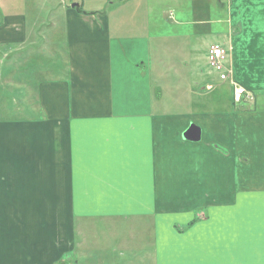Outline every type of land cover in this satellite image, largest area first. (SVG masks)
Returning <instances> with one entry per match:
<instances>
[{
	"label": "crops",
	"instance_id": "0c3cea01",
	"mask_svg": "<svg viewBox=\"0 0 264 264\" xmlns=\"http://www.w3.org/2000/svg\"><path fill=\"white\" fill-rule=\"evenodd\" d=\"M108 2L0 0V264H264L263 33L230 38L223 64L244 112L199 119L195 57L131 61L128 41L163 35Z\"/></svg>",
	"mask_w": 264,
	"mask_h": 264
},
{
	"label": "rangeland",
	"instance_id": "374dc122",
	"mask_svg": "<svg viewBox=\"0 0 264 264\" xmlns=\"http://www.w3.org/2000/svg\"><path fill=\"white\" fill-rule=\"evenodd\" d=\"M113 1L114 0H109L108 4L113 3ZM236 1L238 7L235 8L236 6H233L232 8V22L233 25H235V27L232 28V33L230 32L231 25L229 23L231 18L229 15L230 5L227 0H115L110 11L112 12L111 16H116L119 20L121 17L141 20L139 22L140 25H144L146 21L147 25H149L150 34L163 35L159 37L160 39L158 40L152 39L151 35L149 36L150 40L135 42L128 41L126 51L132 52L126 56L131 61L137 59L134 57L135 53L148 52V50L153 52L156 50L170 49L169 51H173L174 54L183 52L189 53L191 57H195V59L192 60L197 61L198 71L201 78L203 79L209 75L208 81L211 84L209 90L211 91L205 92L204 87H199V92H201L202 95L199 97L195 106H192L194 115L196 118L199 117V119L208 118V116L211 115L227 119L231 114L238 116L237 111L239 113L244 112L245 100H241L240 103H234L230 81L219 80V74L207 63L209 48L213 45H217L218 48L229 54V45L231 44L229 41L230 38H233L240 33H244V41H239L237 44L241 47L242 42V46L246 52L247 47L251 44L248 41L250 40L252 33L256 34L261 32L264 35V0L263 2L261 0ZM90 5L95 7L103 4L93 2L90 3ZM245 9L248 11L245 12ZM259 9H263L258 13L259 16H256L255 20H248ZM243 12H245V16L243 15ZM252 13L254 14L252 15ZM250 21L259 23L261 26L252 25ZM178 22H184L185 25H178ZM239 24H248V26H242L244 32L240 31ZM257 27H260V30H257ZM171 30L175 35L171 36V38H169V36L166 37V35L170 34ZM246 39L249 40L245 41ZM176 60H179L178 62L180 65L188 66L189 60L191 59L181 58ZM3 68L5 70V66H3ZM32 84L33 87L36 88L37 83ZM4 85L5 88L10 89L9 84L5 82ZM171 92V89H166V93H168L169 96ZM141 101L142 100L139 102ZM232 104L236 105L232 106ZM17 108L18 109L15 110V113L13 114V116L16 115L14 120L20 119L31 107L27 105L23 108ZM127 110L132 111L133 108L129 107ZM4 112L5 109L2 108V113ZM230 121L233 122L234 120ZM237 125L238 124L234 126L227 125V128L236 129ZM222 127L225 128L224 125ZM5 211V203L2 202L0 212L5 214ZM106 263H108V260H103L102 256H93L92 258H89L88 261H76V264Z\"/></svg>",
	"mask_w": 264,
	"mask_h": 264
},
{
	"label": "built area",
	"instance_id": "2783aa9c",
	"mask_svg": "<svg viewBox=\"0 0 264 264\" xmlns=\"http://www.w3.org/2000/svg\"><path fill=\"white\" fill-rule=\"evenodd\" d=\"M226 61V52L218 48L217 46H212L209 49L207 56L208 65L214 69L219 74L220 80H226L229 78L227 72L223 73V64ZM230 85L232 86L233 100L239 102L242 99L251 100L252 95L248 94L244 88L236 84L233 80H230Z\"/></svg>",
	"mask_w": 264,
	"mask_h": 264
},
{
	"label": "water",
	"instance_id": "95a60500",
	"mask_svg": "<svg viewBox=\"0 0 264 264\" xmlns=\"http://www.w3.org/2000/svg\"><path fill=\"white\" fill-rule=\"evenodd\" d=\"M72 7L77 8V5H72ZM184 139L190 142H197L200 139V129L194 127L193 125L189 127L188 131L183 135Z\"/></svg>",
	"mask_w": 264,
	"mask_h": 264
}]
</instances>
